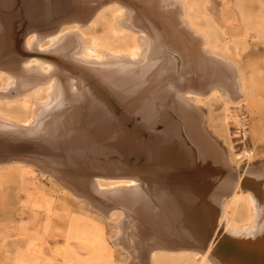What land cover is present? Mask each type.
Returning a JSON list of instances; mask_svg holds the SVG:
<instances>
[{"label":"bare ground","instance_id":"obj_1","mask_svg":"<svg viewBox=\"0 0 264 264\" xmlns=\"http://www.w3.org/2000/svg\"><path fill=\"white\" fill-rule=\"evenodd\" d=\"M190 10L185 0H0V104L18 106L0 115V165L22 163L32 194L36 167L111 204H97L106 216L121 211L113 243L129 264L158 254L264 264V164L229 166L200 106L244 96L240 74ZM105 11L114 35L133 36L127 53L83 33ZM239 203L250 217L241 227Z\"/></svg>","mask_w":264,"mask_h":264},{"label":"rangeland","instance_id":"obj_2","mask_svg":"<svg viewBox=\"0 0 264 264\" xmlns=\"http://www.w3.org/2000/svg\"><path fill=\"white\" fill-rule=\"evenodd\" d=\"M185 1L191 7L189 16L193 22L207 33L220 52L235 62L240 74L244 96L234 101L209 97L203 99L200 106L205 116L204 128L224 151L229 166L242 169L244 174L250 165L259 168L264 164V0ZM105 12L83 33L96 39L110 52L127 53L133 46V36L128 33L114 35L110 30L112 12ZM207 18L215 21L214 29L207 27ZM3 83L0 82V87ZM17 107L15 104H0V115L16 114ZM228 107L232 112L230 116L226 111ZM18 164L12 163L11 167L0 165V264H129L132 259L129 252L122 245L113 243L120 234L121 211L106 216L102 208L105 209L109 203L92 199L86 192L75 190L74 194L52 173L43 176L35 166L37 181L32 194L28 189L29 178L20 170L23 164ZM102 183L106 187L110 185ZM30 195L32 197L28 201ZM99 203L102 208L97 205ZM234 212L232 223L237 227L250 219L247 203H239ZM34 213L39 215L37 219L33 217ZM45 219H49L48 224ZM154 231L147 232L163 238L161 233ZM155 258L156 264L198 262L190 255L158 254ZM235 262L231 264H251L245 259Z\"/></svg>","mask_w":264,"mask_h":264}]
</instances>
